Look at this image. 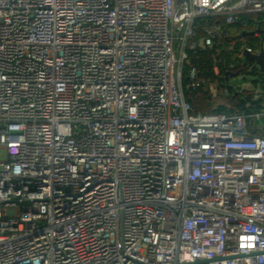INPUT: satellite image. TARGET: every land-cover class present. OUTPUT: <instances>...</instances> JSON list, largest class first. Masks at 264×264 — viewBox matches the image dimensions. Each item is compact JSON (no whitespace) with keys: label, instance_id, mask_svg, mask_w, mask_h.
Listing matches in <instances>:
<instances>
[{"label":"built area","instance_id":"built-area-1","mask_svg":"<svg viewBox=\"0 0 264 264\" xmlns=\"http://www.w3.org/2000/svg\"><path fill=\"white\" fill-rule=\"evenodd\" d=\"M242 12L264 0H0V264H264V107L186 96Z\"/></svg>","mask_w":264,"mask_h":264},{"label":"trees","instance_id":"trees-1","mask_svg":"<svg viewBox=\"0 0 264 264\" xmlns=\"http://www.w3.org/2000/svg\"><path fill=\"white\" fill-rule=\"evenodd\" d=\"M239 16L240 20L231 26L229 35L221 34L217 37L213 48L205 49L192 56L194 64L197 67L198 78L201 80V85L196 90L191 93H186L187 98L193 104L194 112L234 113L244 111L250 113L252 111H260L264 107V87L262 92L254 97L255 100L250 96L243 100L244 98H242V95L244 93L241 95L239 93H231L230 91H235V89L233 90V87L229 88L228 86L223 88L222 92L217 97H214L212 92V85H218L219 91L220 88L224 86L221 84L223 82L225 83L230 75H227V70L237 75L242 72H249L251 67H254L253 73L255 75L261 73L260 69L255 70L257 66L251 65L246 58H244L242 62L240 57L242 56V50L245 46L251 47L253 51H258L260 49L259 40L261 37L250 35L242 36L241 32L250 31L255 25H258L264 31V12H242ZM215 63H217L220 68V73L218 75L213 71ZM260 78H263V76ZM219 79H223V81L221 80V84H217V80ZM259 80L262 85H264V79ZM253 82L257 83L258 81L255 79ZM239 96H241V98ZM250 126L255 129L257 134L264 135V129L258 126L254 127L252 121L250 122Z\"/></svg>","mask_w":264,"mask_h":264},{"label":"rangeland","instance_id":"rangeland-1","mask_svg":"<svg viewBox=\"0 0 264 264\" xmlns=\"http://www.w3.org/2000/svg\"><path fill=\"white\" fill-rule=\"evenodd\" d=\"M261 40H262V38H260V40H259V44L260 45H261ZM263 47H264V40H263ZM240 57H241V60L243 62L244 61L243 56H240ZM258 69H259L258 67H255V70H258ZM253 70H254V67L253 68L251 67L249 72H242V73L237 74V75H235L233 73V75L229 76V78L227 80L228 82L225 81V83L221 82V80L223 81V79L217 80L218 81V83L216 82L217 84H221L222 83L221 85H224V86H222L220 88V91L218 90V85H212L211 86L214 97H217L218 95H220V93L222 92L223 88L228 86L229 88L233 87V90L235 89V91H230L231 93L232 92H234V94L235 93L236 94L239 93L240 95L242 93H244L242 95V98H244L243 100L248 98V96L252 97V99L255 100L254 97L258 96L259 93L262 92V89L264 87V85H262V83L259 80V79H264V73L261 71V73H258L257 75H255L253 73ZM262 76H263V78H260ZM255 79L258 81L257 83L253 82V80H255ZM239 97L241 98V96H239ZM252 123H253L254 127L258 126V127H261V128L264 129V118H261V119H258V120H254V121H252ZM0 157L1 158L5 157V153H4L3 150L0 152Z\"/></svg>","mask_w":264,"mask_h":264},{"label":"water","instance_id":"water-1","mask_svg":"<svg viewBox=\"0 0 264 264\" xmlns=\"http://www.w3.org/2000/svg\"><path fill=\"white\" fill-rule=\"evenodd\" d=\"M259 32H262L261 29H258ZM255 31H245L243 33L244 36L247 35H254ZM263 40H264V36L261 40V45H260V49L256 52H248V50H244L243 51V56L244 58H246L251 65H255L257 66L260 71L264 72V47H263ZM233 75V73H232Z\"/></svg>","mask_w":264,"mask_h":264},{"label":"crops","instance_id":"crops-1","mask_svg":"<svg viewBox=\"0 0 264 264\" xmlns=\"http://www.w3.org/2000/svg\"><path fill=\"white\" fill-rule=\"evenodd\" d=\"M259 26L258 25H255V27L253 28V29H250V31H252V30H255L256 28H258ZM231 28V27H230ZM260 28V27H259ZM261 29V28H260ZM263 31V30H262ZM264 32V31H263ZM242 33V36H244L243 35V33L244 32H241ZM261 35V34H260ZM260 35H256L255 37H261ZM250 36H254V35H250Z\"/></svg>","mask_w":264,"mask_h":264}]
</instances>
